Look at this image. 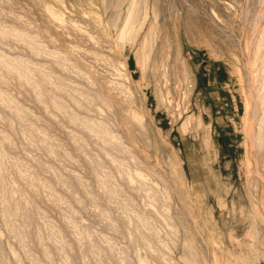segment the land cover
<instances>
[{
	"label": "rangeland",
	"instance_id": "1",
	"mask_svg": "<svg viewBox=\"0 0 264 264\" xmlns=\"http://www.w3.org/2000/svg\"><path fill=\"white\" fill-rule=\"evenodd\" d=\"M0 264H264V0H0Z\"/></svg>",
	"mask_w": 264,
	"mask_h": 264
}]
</instances>
